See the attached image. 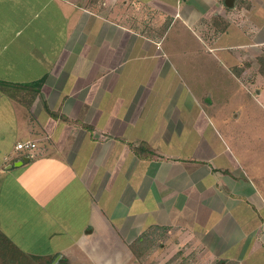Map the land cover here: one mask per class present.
Wrapping results in <instances>:
<instances>
[{"label": "crops", "instance_id": "crops-1", "mask_svg": "<svg viewBox=\"0 0 264 264\" xmlns=\"http://www.w3.org/2000/svg\"><path fill=\"white\" fill-rule=\"evenodd\" d=\"M216 3L0 0V82L15 90H0V242L17 264H142L131 248L154 227L174 231L178 251L189 243L215 263L264 264V203L252 211L239 185L242 112L194 87L219 66L248 90L259 63L174 62L163 48L178 19L210 47L262 57L264 42H248L255 30L231 23L212 37L206 22L228 18ZM228 216L241 230L217 251Z\"/></svg>", "mask_w": 264, "mask_h": 264}, {"label": "rangeland", "instance_id": "rangeland-1", "mask_svg": "<svg viewBox=\"0 0 264 264\" xmlns=\"http://www.w3.org/2000/svg\"><path fill=\"white\" fill-rule=\"evenodd\" d=\"M225 1L217 0L215 4L217 7L221 6L223 8L222 15H220L221 18L225 19L223 14H228V18L224 21L229 22V26L232 23L233 26L236 25L246 33L249 30H255L256 34L252 32V35H255V37L249 35L248 42L251 40L264 42V0H235L233 7L226 6ZM214 21L210 24H214ZM169 26V28L164 29L163 48L166 58L170 61H184L186 63L201 62L202 65V62L204 63L206 60L223 61L226 60L225 57L231 55L249 63L258 62V59L254 58L249 61L245 60L246 57L240 54V51H243V49L236 46L229 48L230 45H228L222 48L213 44L210 47L206 32L192 25H185L181 20L175 19L172 23L170 20ZM210 49H212V52L208 53ZM259 49L263 51L262 57H264V44L259 46ZM187 67H189L188 64L183 65L182 70H190ZM201 70L203 69L201 68ZM204 71L203 78L198 85L194 84L196 82L193 81L194 87H199L201 94H206L212 88L218 89L220 92L215 93L220 97L218 98V103L223 106L222 108L226 107L225 102L230 101L228 108L231 109L227 110L228 113L235 110L236 112L233 115L235 116L237 113L242 112L241 121L237 125L239 126L238 129L241 128L240 130H242L239 132L241 135L239 147L241 155L243 154L244 156L243 162L247 170H245L246 178L243 176L240 181L242 184L239 185H242V188L245 189V194H250L248 198H245L249 208L252 211H259V201L262 200L264 203V75L258 70L256 76H253L255 70L250 69L251 75L249 83H247L248 90H246L235 79H231L230 81L223 72L225 71L224 68L217 66L215 68L216 75H213L212 69ZM191 77H193V74ZM187 84L191 85L189 81H187ZM226 95L228 101L224 99ZM216 144V150L212 149V152H219L221 150V143L217 141ZM204 154L208 155L210 153L206 152ZM236 155L240 157L239 153H236ZM234 197L235 195L231 196L232 199ZM260 216L264 217L261 213ZM228 218L229 216L222 219L219 222V227L215 229V235H219V238L224 239L217 245H211L217 251L221 250V248L224 249L229 244L228 241L236 240L235 234L241 230L237 228V226L241 225L238 220L232 219L233 221H229ZM221 224L225 225V227L222 228ZM215 235H210L208 239L214 240V238L211 239V236L216 237ZM153 241L152 252L150 255L142 258V264H166L171 259H178L176 258L178 244L174 241V231H170L169 229L164 231L159 230L153 235ZM179 249L181 255L187 256L193 254L188 264H216L212 260L202 259V256H204V254H201L202 250L198 252V250L193 248L190 249L189 243ZM35 263L36 261H32V264Z\"/></svg>", "mask_w": 264, "mask_h": 264}, {"label": "trees", "instance_id": "trees-1", "mask_svg": "<svg viewBox=\"0 0 264 264\" xmlns=\"http://www.w3.org/2000/svg\"><path fill=\"white\" fill-rule=\"evenodd\" d=\"M213 20H215L214 24H210ZM206 25H208L207 27L210 28L212 37L217 38L220 34L224 33L228 29L229 22H225L224 20H221L218 16H214L212 19L206 22ZM258 63L259 72L264 75V57L258 58ZM11 86H13V84L0 82V90L13 97L15 96V90H11ZM159 230L164 231L168 229L164 227H154L150 229V231L145 233L136 244L132 245L131 249L136 255L137 259H142L145 256L150 255L154 242L153 235H155ZM0 240L6 241V238H4L2 234H0ZM6 242H0V264H17V259L12 257V251L10 250L11 243L8 242V244H5ZM177 253L178 254L176 258L178 259H171L166 264H188L193 257V254L184 256L181 255L180 251H178ZM216 264H223V261H218L216 262Z\"/></svg>", "mask_w": 264, "mask_h": 264}, {"label": "built area", "instance_id": "built-area-1", "mask_svg": "<svg viewBox=\"0 0 264 264\" xmlns=\"http://www.w3.org/2000/svg\"><path fill=\"white\" fill-rule=\"evenodd\" d=\"M17 148L19 150H24V149L33 150L36 148V144L33 142H23V143L18 144Z\"/></svg>", "mask_w": 264, "mask_h": 264}, {"label": "water", "instance_id": "water-1", "mask_svg": "<svg viewBox=\"0 0 264 264\" xmlns=\"http://www.w3.org/2000/svg\"><path fill=\"white\" fill-rule=\"evenodd\" d=\"M234 1H235V0H226V1H225L226 6H228V7H233V6H234Z\"/></svg>", "mask_w": 264, "mask_h": 264}]
</instances>
